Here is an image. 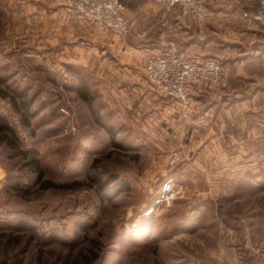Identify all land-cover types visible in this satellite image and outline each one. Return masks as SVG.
Wrapping results in <instances>:
<instances>
[{"label": "rangeland", "instance_id": "obj_1", "mask_svg": "<svg viewBox=\"0 0 264 264\" xmlns=\"http://www.w3.org/2000/svg\"><path fill=\"white\" fill-rule=\"evenodd\" d=\"M125 2L148 30L127 38L133 79L121 78L119 56L113 79L92 62L107 51L75 46L79 39L45 43L63 0H0V88L23 87L32 113L23 125L0 97L18 136L9 143L0 134V264H258L244 239L264 232V160L238 161L234 140L242 128L264 136V57H253L264 54V13L243 32L239 18L222 26L232 12L221 5L202 22L175 13L161 25L158 0ZM144 45L216 58L224 76L180 114L146 78ZM79 79L87 100L75 91ZM20 149L37 152L41 181ZM47 180L80 185L42 187Z\"/></svg>", "mask_w": 264, "mask_h": 264}, {"label": "built area", "instance_id": "obj_2", "mask_svg": "<svg viewBox=\"0 0 264 264\" xmlns=\"http://www.w3.org/2000/svg\"><path fill=\"white\" fill-rule=\"evenodd\" d=\"M67 1L73 16L100 30L110 31L122 39L146 37L148 30L134 23L122 0ZM221 2H244L247 4L246 13L253 17L264 13V0H158L160 23L165 25L167 16L176 8L180 9L181 15L201 21L207 17L210 6ZM80 43L85 44L83 40ZM142 56L146 78L157 92L178 101L182 107L180 114L189 107L195 92L217 84L224 76L223 68L216 58H185L173 49H155L147 45L143 46ZM171 186V183L163 185L164 189Z\"/></svg>", "mask_w": 264, "mask_h": 264}, {"label": "crops", "instance_id": "obj_3", "mask_svg": "<svg viewBox=\"0 0 264 264\" xmlns=\"http://www.w3.org/2000/svg\"><path fill=\"white\" fill-rule=\"evenodd\" d=\"M60 6L58 7H62V21L59 22L56 26V28L53 29V36H55L53 39H47L45 43H47V41L51 42L50 44H56L57 41H59L58 39L63 38L64 35H68L70 42L73 44L77 39L78 40V45L75 46H80L81 48H85V47H90V49H94L91 50L92 53L98 54L97 52L99 51L100 53L106 52L105 55H101V56H94V59L92 60L93 64L100 62L101 65L106 67V73L109 74L113 79H114V74L116 72V66L118 65L115 62L114 57H120V59H116V61H120L119 63L121 64L120 71L121 72V78L123 77H132V79L134 77L138 78L140 76V73H134L128 72V67L131 66V63L133 60L136 61V58L134 59V57L137 55L135 53V49L134 52L131 51V47H130V39H122L120 36L110 32V31H103L100 30L98 28H96L95 26H93L92 24H90L89 22H86L84 20H81L79 18H77L75 15L73 16V13L70 10V5L68 4L67 0H63V4H59ZM217 5H221V7L223 8H219V12H223V14L225 12L230 13L232 12V15H227L224 17V22L222 24V26L225 29H232L233 27L228 23V20L230 18H239L240 19V27L238 28L239 30L246 32L247 30L253 32L255 31V28H253V26L251 27V25H246L247 21H250L251 18L248 17L249 14L246 13V6L241 4H236L235 6H233L231 3L225 2V3H221V4H217ZM216 5V6H217ZM57 10V8H56ZM213 10V9H212ZM58 11V10H57ZM56 13V11L54 12ZM250 16V15H249ZM258 23V22H257ZM251 24V23H249ZM259 25V23H258ZM153 26H150V28ZM68 29V32L66 31ZM236 31L237 28H234ZM129 38V37H128ZM83 40L85 42L84 45H82L80 43V41ZM69 43V42H68ZM258 44L264 43L262 42L260 39L257 40ZM254 49L258 51L259 46L256 45L254 46ZM140 52H138L139 55ZM136 54V55H135ZM99 55V54H98ZM137 57V56H136ZM139 57V56H138ZM247 57V56H245ZM253 57H264V54H257L256 56ZM114 61V62H112ZM123 63V64H122ZM128 69V70H127ZM127 72H126V71ZM140 71V70H138ZM101 74V73H100ZM143 77H145L144 75H142ZM135 78V79H136ZM146 80V78H145ZM144 80V81H145ZM138 83L143 85L142 82H140V80L138 79ZM202 91H198L196 93H194L193 95V99L191 100V104L192 101L194 100V98L199 97L201 95ZM142 94V93H141ZM143 97H145V94ZM141 95V96H142ZM155 101V100H154ZM158 103H160V99H158ZM153 105H155V102L153 103ZM159 105V106H160ZM253 125H261V124H253ZM251 128V127H250ZM243 129V135L236 137V139L234 140L236 145L238 146L237 151H236V157L238 161H243V162H250V164L256 163L258 161H262L264 160V136L262 135H253L252 131H247L245 130V128ZM204 141V140H202ZM205 143L211 145L212 143L215 144L216 142H218L220 139L219 138H208L205 139ZM208 151H212L210 149H208ZM253 162V163H252ZM257 170H253L252 168L250 169V173L252 172L253 175H250V180L253 178H256V172ZM249 173H245V172H241V175H246ZM256 183V181H253ZM245 238V242L250 241V247L251 249L256 252L255 256L256 259L258 260V264H262V257H264V255H261L262 252H264V232H259L258 234L253 232L250 233L248 235H246ZM247 245H249L248 243H246Z\"/></svg>", "mask_w": 264, "mask_h": 264}, {"label": "trees", "instance_id": "obj_4", "mask_svg": "<svg viewBox=\"0 0 264 264\" xmlns=\"http://www.w3.org/2000/svg\"><path fill=\"white\" fill-rule=\"evenodd\" d=\"M124 3L125 0H122ZM242 3V2H239ZM232 4V3H231ZM235 4V3H234ZM215 6H210V8L212 9ZM180 9L176 8L174 10V12L171 13V15L173 16L175 13L178 14V17H182L184 19H191L193 21H198V22H202L204 20L207 19V17L201 21L196 20V19H192L186 16H182L180 14ZM249 17V15H248ZM161 49V48H158ZM164 49H171V48H162V50ZM177 52V51H176ZM179 55L183 56L182 54H180L179 52H177ZM197 56V55H195ZM185 57V56H183ZM188 57H192V56H188ZM187 58V57H185ZM6 79L3 77H0V83H6ZM5 88H9L8 92H6L3 88H0V97L3 98H8L10 99V102L13 106V108L17 111L18 115H20V119L21 122L23 123V125H28L29 122V116L32 115V113L29 111V109L31 108V100L26 98L25 95V89L22 87L20 88L19 86H9L6 85ZM76 93H78V95L84 99L87 100V87L83 86V81L82 79H79V85L75 88ZM17 131H15L14 128H12L6 120V117H4L3 115L0 114V134L3 135V139L5 140V142H9V143H13L15 140H17L18 136L16 134ZM16 148H19L18 146L13 145ZM17 153L21 154V156H23V158H27L29 160V163L34 167V170L36 172V176H37V180L36 181H41L40 179L43 176V170L40 167V161L39 158L37 156V152H30L28 150H17ZM41 186L44 188L47 187H59V188H70V187H77L80 185L79 182H75L74 186H68L67 184H53V182L47 180L45 182H40ZM2 264H5V262H3ZM17 264H21L20 260L17 261Z\"/></svg>", "mask_w": 264, "mask_h": 264}]
</instances>
